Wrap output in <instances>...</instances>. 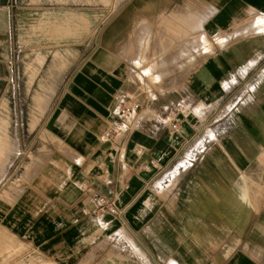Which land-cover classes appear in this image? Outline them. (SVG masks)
<instances>
[{
  "label": "crops",
  "instance_id": "1",
  "mask_svg": "<svg viewBox=\"0 0 264 264\" xmlns=\"http://www.w3.org/2000/svg\"><path fill=\"white\" fill-rule=\"evenodd\" d=\"M121 1L108 17L83 15L86 25L65 38L81 41V65L36 132L0 135V231L56 264L91 253L89 264H264V24L251 28L264 20V0ZM18 2L0 0V117L27 47ZM43 29L30 40L48 47ZM204 38L215 50L182 64L194 65L184 88L150 108L178 120L177 131L152 122L116 139L123 146L112 162L103 133L113 105L136 91L133 60L155 49V59L168 53L177 65L206 49ZM155 63L149 72L162 81L168 61ZM98 197L123 217L96 215Z\"/></svg>",
  "mask_w": 264,
  "mask_h": 264
},
{
  "label": "rangeland",
  "instance_id": "2",
  "mask_svg": "<svg viewBox=\"0 0 264 264\" xmlns=\"http://www.w3.org/2000/svg\"><path fill=\"white\" fill-rule=\"evenodd\" d=\"M124 3L121 0H19L20 10L18 11L22 21V34L19 36L22 42L27 44V47L21 49V53L16 57V65L13 66V80L2 103L5 114L0 117V124L3 120L7 122V126L0 130V135H7V128L9 129L8 135L13 138L17 136L27 138L36 132L45 121L49 111L56 105L60 92L66 87L68 80L81 65V41L75 40L74 43L72 39L66 40L65 38L67 36L72 37L74 31L84 27L83 15L98 10L108 17L111 8L115 9ZM104 21L106 22L103 27L106 30L108 19L105 18ZM41 27H44L43 30L45 31L48 29L49 35L52 37L53 41L48 42L50 44L48 47H39L44 42L40 41L41 38L34 42L30 40L31 37L41 33ZM36 30H38L37 34H35ZM149 39L151 40V36ZM205 42L207 44L206 49L199 52L190 50L188 56L177 58V65L169 64L168 53L162 55L161 59L159 57L155 59V56H159V50L146 49L141 51L139 58L133 60L136 61L135 64L129 66V78L136 91L125 100L140 101L147 112L152 104L157 101L159 94L181 91L194 66L186 64L181 67V65L192 58H195L196 62L206 53L215 50L207 41ZM215 42L220 44L221 40L217 39ZM31 44L32 46H30ZM158 60L168 61L164 69L171 70L164 75L162 81L157 79L156 73L149 72L151 63ZM172 61L174 62V58L171 59ZM41 84H45L49 90H47L49 102L44 109H38L33 101V95L42 89ZM15 126L17 129L13 130ZM0 236L3 237L0 264H56L34 252L23 242L13 239L7 233L0 231ZM106 245V243L103 244L101 249H106ZM117 252L114 253L111 250L109 256L125 261V258L120 256V251L117 250ZM95 260V254L91 253L82 264H89Z\"/></svg>",
  "mask_w": 264,
  "mask_h": 264
},
{
  "label": "built area",
  "instance_id": "3",
  "mask_svg": "<svg viewBox=\"0 0 264 264\" xmlns=\"http://www.w3.org/2000/svg\"><path fill=\"white\" fill-rule=\"evenodd\" d=\"M112 121L109 127L103 133L105 142L112 145L113 154L110 159L112 162H119V155L123 145L115 143L116 139H123L125 141L130 135L137 131H147L152 122L161 124L162 126H169L168 132L175 133L178 129V120H172L170 123L160 120L159 116L154 115L150 110H144V105L137 100H119L111 109ZM96 215L100 213H109L117 218L123 217V211L118 209L112 200L105 197L97 198Z\"/></svg>",
  "mask_w": 264,
  "mask_h": 264
},
{
  "label": "bare ground",
  "instance_id": "4",
  "mask_svg": "<svg viewBox=\"0 0 264 264\" xmlns=\"http://www.w3.org/2000/svg\"><path fill=\"white\" fill-rule=\"evenodd\" d=\"M264 22V20L263 21H260V20H255V22H253L252 23V27L251 28H260L261 29V26H263V23ZM251 25V24H250ZM250 27H249V30H250ZM253 28V29H254ZM239 29V28H238ZM248 29V28H247ZM246 29V30H247ZM262 29H263V27H262ZM244 30V29H243ZM248 30V31H249ZM264 30V29H263ZM238 31V30H237ZM251 31V30H250ZM252 32V31H251ZM255 32V31H254ZM260 32V31H259ZM244 33H245V31H244ZM253 33V32H252ZM255 33H258V31L257 32H255ZM249 34V33H248ZM243 35V34H242ZM222 42V41H221ZM198 44V43H197ZM193 46V45H192ZM195 47V46H194ZM192 48V47H191ZM64 56V55H63ZM65 57V56H64ZM178 57V56H177ZM58 58V57H57ZM60 58V57H59ZM45 59V58H44ZM56 59V58H55ZM68 60V59H67ZM71 60V59H70ZM66 61V60H65ZM70 62V61H69ZM155 63V62H154ZM156 64V63H155ZM162 64H164V63H162ZM152 65H154V64H152ZM60 66V65H59ZM65 68V67H64ZM158 79V78H157ZM41 87H42V89H41V91H37L35 94H34V98H33V101H34V104L36 105V106H40L41 105V102H46V101H48L44 96H42V95H45V92H46V90H48L47 88H46V85L45 84H41ZM49 91V90H48ZM49 102V101H48ZM41 107V106H40ZM39 108V107H38ZM1 122H3V120H1ZM6 124V123H5ZM4 136H5V134H4ZM7 136V135H6ZM1 137V136H0ZM3 138V137H2ZM10 141V140H9ZM10 144V143H9ZM2 145V144H1ZM14 145V144H13ZM9 148V147H8ZM11 148V147H10ZM14 149V148H13ZM12 149V150H13ZM3 151V150H2ZM7 157V156H6ZM3 168V167H2Z\"/></svg>",
  "mask_w": 264,
  "mask_h": 264
}]
</instances>
